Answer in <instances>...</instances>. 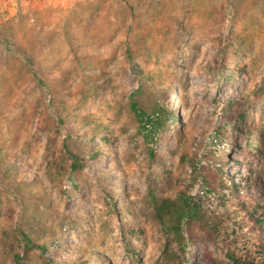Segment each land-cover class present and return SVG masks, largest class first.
Returning <instances> with one entry per match:
<instances>
[{
  "label": "rangeland",
  "instance_id": "rangeland-1",
  "mask_svg": "<svg viewBox=\"0 0 264 264\" xmlns=\"http://www.w3.org/2000/svg\"><path fill=\"white\" fill-rule=\"evenodd\" d=\"M256 209L264 0H0V264H264Z\"/></svg>",
  "mask_w": 264,
  "mask_h": 264
},
{
  "label": "trees",
  "instance_id": "trees-1",
  "mask_svg": "<svg viewBox=\"0 0 264 264\" xmlns=\"http://www.w3.org/2000/svg\"><path fill=\"white\" fill-rule=\"evenodd\" d=\"M130 108L138 118L141 128L151 126L155 132L162 126V119H164V116L169 118L173 116L170 111H164L161 117H156V119H154L153 116L150 119L147 116L141 115L135 102L130 103ZM70 159L72 161L71 169H78V162H80L79 158L70 154ZM70 185L75 188L73 182L70 183ZM208 186L209 188H213L215 185L211 186L209 184ZM155 212L160 225L164 228V230L172 234L179 242L184 240L183 232L185 230L188 233V238L192 240L193 235L196 233V229L202 230L205 227V223L197 203L190 200V198L183 196L182 194L176 199L165 198L158 200V203L155 207ZM255 212H257V215H255L256 223H258V225H262V223H264V211L256 209ZM28 242L30 243V241ZM189 262H191V264H197L192 259H189Z\"/></svg>",
  "mask_w": 264,
  "mask_h": 264
}]
</instances>
